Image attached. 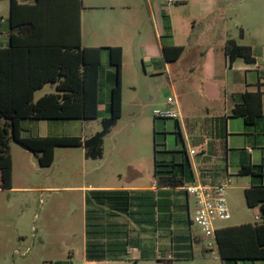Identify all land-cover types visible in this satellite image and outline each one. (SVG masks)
I'll use <instances>...</instances> for the list:
<instances>
[{
	"label": "rangeland",
	"instance_id": "obj_1",
	"mask_svg": "<svg viewBox=\"0 0 264 264\" xmlns=\"http://www.w3.org/2000/svg\"><path fill=\"white\" fill-rule=\"evenodd\" d=\"M9 1L0 0V17L5 22L9 17ZM103 3L113 4L116 8L107 12L88 8ZM125 3L131 4L130 10L119 7ZM82 5L87 7L82 16L83 44H93L90 40L94 27L98 28L99 40L123 48L121 117L104 138L101 160H85L82 148L57 147L52 165L41 167L36 160L29 158L23 146L11 142L16 186L58 189L50 192H0V219L11 218L17 222L20 236L19 239L16 236L15 225L5 229L0 224V233L8 234L13 242L7 252L0 247V264H50L52 260L67 258V251L74 261L77 260L85 238L82 187L132 182H138L140 186L151 184L154 150L156 159L160 160L167 156L164 153L166 147L175 146L173 120H156L153 112L164 108L168 97L175 96L179 101L177 106L181 104L185 113L205 116L206 102L212 91L221 89L224 80L223 67L214 64L209 70L206 62L212 56L214 63L219 60H215V56H220L219 48L227 40L251 47L254 56L264 62V0H82ZM159 20H170L173 42L185 46L178 62L171 64L169 74L162 65L158 68L161 72L154 74L144 51L146 45L157 44ZM207 50V57L200 60L199 53H207ZM49 92L53 89L45 86L35 94V99ZM210 108L214 110L215 107L211 104ZM106 115L107 111L101 112V116ZM100 119L88 120L83 125L65 123L60 128L66 135L88 137L101 129ZM236 121V128V123L242 125L240 119ZM179 125L184 135L183 125ZM225 195L231 218L218 222L217 227L255 221L258 208L247 207L239 191L228 189ZM8 199L13 204L3 205ZM189 204L192 208L191 200ZM176 230L188 233L190 227L185 224L174 227L173 231ZM200 232L191 226L193 236L199 237ZM161 235L165 236L160 238L159 248L168 249L170 239L166 233ZM202 239L203 244L208 241L205 237ZM136 257L130 251L129 261L124 264H133Z\"/></svg>",
	"mask_w": 264,
	"mask_h": 264
},
{
	"label": "trees",
	"instance_id": "obj_2",
	"mask_svg": "<svg viewBox=\"0 0 264 264\" xmlns=\"http://www.w3.org/2000/svg\"><path fill=\"white\" fill-rule=\"evenodd\" d=\"M82 0H35L34 4H18L10 0V42L0 47V187L11 186L12 158L10 143L16 142L37 155L41 167H49L57 147H80L85 156L101 158L103 140L122 113V49L115 47H83L80 11ZM165 21L166 17L163 16ZM169 29V21L164 22ZM105 52L115 71L110 89L108 115L99 111L98 79L101 56ZM166 61H175L182 46L163 47ZM225 55L229 63L237 58L256 62L249 46L228 40ZM45 86L53 92L35 99ZM232 116L253 126L262 116V93L244 92ZM101 118V129L81 141L79 137L21 138V121L92 120ZM155 119V118H154ZM158 120V119H156ZM177 136L179 133H176ZM180 136V135H179ZM153 159L155 189L88 190L85 193L84 256L87 261H124L133 249L134 262L155 260L171 264L183 257L176 247L189 241V232L173 231L174 227L192 226L186 217L187 198L183 187L190 183L192 172L185 149L164 153L165 159ZM239 174L254 180L264 178V162L241 165ZM247 207L258 208V221L219 227L215 241L223 260H264V184L244 190ZM169 237L172 258L166 249H158L160 238ZM175 234V235H173Z\"/></svg>",
	"mask_w": 264,
	"mask_h": 264
},
{
	"label": "crops",
	"instance_id": "obj_3",
	"mask_svg": "<svg viewBox=\"0 0 264 264\" xmlns=\"http://www.w3.org/2000/svg\"><path fill=\"white\" fill-rule=\"evenodd\" d=\"M18 4H26L32 5L35 0H16ZM10 4V1H9ZM119 7L123 10H130L131 4L125 3L120 4ZM87 8V7H86ZM83 9L80 11V30H81V44L83 47H115L106 40H99L98 37V28L92 27L91 40L93 44H83V26H82V16L84 14ZM90 10L96 11H113L116 6L113 4H92L88 6ZM159 18V17H158ZM157 19V17H156ZM163 21V19H161ZM159 20V32L157 28V44L156 45H146L144 51L146 52L147 60L150 62L154 74L161 72L158 68L162 65L165 73H170V66L173 63L178 62L183 53L185 52V46L182 44H176L173 42V24L169 20V29H165V23ZM9 17L5 21L0 17V47H7L10 42V28H9ZM164 38V40H163ZM228 41V40H227ZM225 42L224 46L219 48L220 56H215V60L219 58V60L214 63L213 56L210 58L209 62V70L214 66V64H219L223 67V86L219 91H212L209 100L205 104V116L196 117L190 113H185L182 109L181 104L177 106L180 112V117L177 120H173L174 122V143L175 146L173 148H165L164 150L167 152L179 151L185 149L187 158L190 162V169L192 172V178L190 183L188 184H200L204 186H214L221 180L229 179L230 184L227 187L228 189L239 191L241 195L244 196V190L249 188L254 184H264V178H260V180H254L251 176H242L239 174V170L241 165L244 162H250L252 165H259L264 162V63L262 60H258L253 54V50L251 48L252 54L256 60L254 64L247 63L241 58L235 59L233 62L229 63L226 55H225ZM171 46H182L183 52L179 56V58L175 61H166L164 58L163 47H171ZM119 47V46H118ZM122 49V63H123V48ZM209 53V50L199 53L200 60L206 58ZM203 57V58H202ZM199 60V59H198ZM105 62V63H104ZM178 74V72H176ZM176 74V75H177ZM175 75V76H176ZM182 78V74L179 73ZM115 82V71L112 66H110L108 62V57L105 52H103L101 56V70L99 72L98 79V96H99V111L100 114L102 111H107V106L110 101V89ZM122 86V80H121ZM202 88L204 86L202 85ZM38 90L37 92L42 91ZM173 90V88H172ZM259 90L262 93V116L256 120V123L253 126H246L243 123L242 118L232 116L233 108L241 102V95L244 92H255ZM174 91V90H173ZM36 92V93H37ZM35 93V94H36ZM174 96V95H173ZM175 97V96H174ZM39 98V97H38ZM37 98V99H38ZM178 98V95H177ZM176 99V98H175ZM179 99V98H178ZM177 100V99H176ZM179 102V101H178ZM177 102V103H178ZM211 104L214 105V110H211ZM107 116V115H106ZM105 117V116H101ZM240 119L242 121V125L234 126L236 120ZM88 120L81 119H64V120H32L25 119L21 121V138H43V137H79L81 141L90 137H82L79 135H66L63 134L62 124L65 123H75L83 125ZM169 121V120H165ZM179 123L183 125L184 135L181 132V128ZM101 124V119H100ZM116 125V124H115ZM49 126L51 130H48ZM111 131V130H110ZM179 133L177 136L176 133ZM110 133V132H109ZM93 135V134H92ZM179 138V142L177 140ZM14 144H18L13 142ZM21 146L20 144H18ZM22 147V146H21ZM82 148L83 156L85 160L91 159L85 156V149ZM24 152L28 154L29 158L33 160H37V155L28 149L22 147ZM193 151V154H191ZM10 153L12 158V177H11V186L8 189H2L0 187V192L9 193V192H50L56 191L58 188L56 187H42V186H16L14 179V159L11 152V143H10ZM55 153V149H54ZM104 155V140H103V153L101 158L92 159V160H101ZM167 155L166 157H168ZM120 179V178H118ZM235 181V184H233ZM186 184V185H188ZM233 184V185H231ZM85 193L88 190H107V189H125V190H145V189H155L154 180H152L151 184L148 186H140L138 182H132L130 184H121V185H113V184H98V185H89L86 187H82ZM189 200L192 201L193 206L190 207ZM186 208L185 214L186 217L189 218V213L194 209V201L192 198H185ZM5 206H11L13 201L8 199L3 202ZM23 205H26V202H22ZM258 215V214H257ZM251 223V222H245ZM0 224L3 226L2 228L8 229L14 226V231L16 236L19 239L18 234V226L17 222L14 223L13 219L6 218L0 219ZM244 224V223H241ZM240 225V224H238ZM229 226H236L229 225ZM225 227V226H220ZM219 228V227H218ZM1 234L0 247L5 252L10 249L13 242L10 236L5 233ZM189 241L185 244H180L176 247V253L178 255H184L183 257L174 258L171 261V264H264V260H223L216 246L211 247L210 249L205 247L203 244L204 236L200 232V236H193L191 233V227L189 231ZM85 245V238H84ZM84 245L81 250V255L77 260H73V256L69 254L67 251V255L64 260H52L50 264H119L128 262V260L124 261H87L84 256ZM199 248H196L198 247ZM158 244V249L159 248ZM169 248L166 249L167 259L172 258L170 244ZM14 248V247H13ZM131 252L138 254L137 250L133 249ZM130 253V252H129ZM6 258V257H5ZM5 258L2 260L5 261ZM43 262V258L41 259ZM135 258H133V261ZM151 261H137L133 264H139L140 262L149 264Z\"/></svg>",
	"mask_w": 264,
	"mask_h": 264
},
{
	"label": "built area",
	"instance_id": "obj_4",
	"mask_svg": "<svg viewBox=\"0 0 264 264\" xmlns=\"http://www.w3.org/2000/svg\"><path fill=\"white\" fill-rule=\"evenodd\" d=\"M158 120H177L180 117L175 97H168L165 107L153 112ZM193 154V151H191ZM230 184L229 179L221 180L214 186L200 184H188L183 187L186 196L194 201V209L189 213L192 226L198 228L202 235L208 239L205 247L210 249L216 246L215 230L218 222H224L231 218L226 200V189ZM258 215L255 220L258 221Z\"/></svg>",
	"mask_w": 264,
	"mask_h": 264
}]
</instances>
